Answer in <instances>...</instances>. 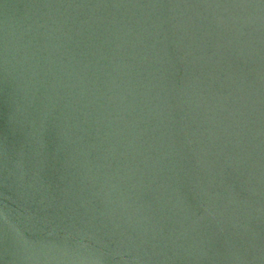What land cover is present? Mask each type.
Listing matches in <instances>:
<instances>
[{
	"label": "water",
	"instance_id": "95a60500",
	"mask_svg": "<svg viewBox=\"0 0 264 264\" xmlns=\"http://www.w3.org/2000/svg\"><path fill=\"white\" fill-rule=\"evenodd\" d=\"M0 264H264V0H0Z\"/></svg>",
	"mask_w": 264,
	"mask_h": 264
}]
</instances>
